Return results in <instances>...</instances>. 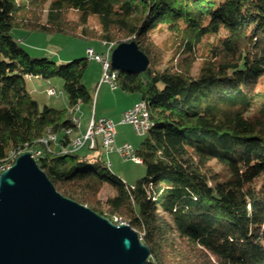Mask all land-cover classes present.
<instances>
[{
    "label": "trees",
    "instance_id": "16d2710c",
    "mask_svg": "<svg viewBox=\"0 0 264 264\" xmlns=\"http://www.w3.org/2000/svg\"><path fill=\"white\" fill-rule=\"evenodd\" d=\"M15 29L138 44L148 69L118 71L116 84L149 106L145 177L131 185L110 172L101 145L71 149L75 111L94 103L90 60L33 56ZM157 31L174 43L169 60ZM29 76L61 78L68 106L42 108ZM27 151L62 195L130 224L146 264H264V0H0V165Z\"/></svg>",
    "mask_w": 264,
    "mask_h": 264
},
{
    "label": "water",
    "instance_id": "95a60500",
    "mask_svg": "<svg viewBox=\"0 0 264 264\" xmlns=\"http://www.w3.org/2000/svg\"><path fill=\"white\" fill-rule=\"evenodd\" d=\"M111 65L141 73L150 59L126 41L114 48ZM150 253L130 224L62 195L32 152L1 174L0 264H146Z\"/></svg>",
    "mask_w": 264,
    "mask_h": 264
},
{
    "label": "rangeland",
    "instance_id": "374dc122",
    "mask_svg": "<svg viewBox=\"0 0 264 264\" xmlns=\"http://www.w3.org/2000/svg\"><path fill=\"white\" fill-rule=\"evenodd\" d=\"M43 19L44 20L46 19V15L44 16ZM77 19H78L77 14H75L74 12L68 14L67 17L68 21L78 24ZM90 22L92 29L96 30L98 28L96 19H91ZM13 35L17 39L18 43L21 46H23L31 55L36 57H47L58 63L65 64L74 59L87 58L88 57L87 49L89 47H93L95 51L99 54L106 52V46L100 42L89 44L83 39H77L66 34H60V33L48 34L46 32H41V31L28 32L25 29H15L13 31ZM152 36L158 45L169 48L168 54L166 53V55H164V58H162V60H169L170 57L172 58L173 57L172 53L174 51V43H172L171 41L170 34L167 31L165 32L157 31L154 32ZM128 39L129 38L126 39L122 38L123 42L128 41ZM197 68H198V63L195 65V69H194L195 72L197 71ZM102 77H103V69L101 64L96 60H90V65L85 73L83 83L87 86L89 92L93 95L94 103L92 105L81 104L80 110H84L90 113L96 109L95 107L97 105V97L95 98V94L99 87L98 85L99 81L102 80ZM63 84L64 82L61 78H54L51 79L50 81H44L43 79H39L36 77L27 78V86L29 90L32 92L34 98L39 101L42 108L44 107V105H49L51 107L58 109H63L68 106V100L63 89ZM109 84L110 83L104 84L102 89L100 90L101 96L99 98L98 105H99V112L113 114L114 113L113 104L116 102H117L116 104H118L120 102L119 106H121L124 101L119 100L116 102L115 101L110 102L109 104L108 99L102 97L103 94L107 91L109 93H112L111 89H109L111 88ZM49 90H55L56 93L54 95H50ZM115 107H117V105ZM80 110L76 112L77 114L75 113V115L79 118L81 117ZM85 120L86 119L84 118L82 120V125L84 127L86 126ZM78 130L79 128L77 129V132L74 133L75 137L78 134H81L79 133L81 131ZM118 130H119L118 140H122V141L127 140L128 143H131L133 145L135 150H137L140 147L141 143L146 139L148 134L146 133V134L138 135L134 131L132 125H119ZM83 131L84 130L82 129V132ZM86 150L87 147L82 149V152L80 153L83 154V152H85ZM104 156L106 162L109 164L110 172L116 174L128 184L133 185L139 179L147 175V170L146 167L143 165V163H137L134 160H126L117 152H110L107 154L105 153ZM111 194H113V189H111L110 187H105L103 191L100 193L99 197L102 200H104L107 199V197H109ZM114 222L117 224L127 223L119 216H115Z\"/></svg>",
    "mask_w": 264,
    "mask_h": 264
},
{
    "label": "built area",
    "instance_id": "2783aa9c",
    "mask_svg": "<svg viewBox=\"0 0 264 264\" xmlns=\"http://www.w3.org/2000/svg\"><path fill=\"white\" fill-rule=\"evenodd\" d=\"M113 46H106V52L99 54L93 47L87 49V56L89 60H96L102 64L103 77L100 83H107V69H113L111 65V56L114 50ZM118 76V73H116ZM55 90H49L50 95H54ZM141 101L133 105L131 108L125 110L122 114L121 122L131 124L135 132L139 135L142 130L143 119L140 118ZM74 118H76L74 116ZM70 132V131H69ZM117 128L116 123L108 118L92 119L87 132L80 137L78 141H73L71 149L73 151H79L85 147L93 150L101 145L105 152H117L126 160H134L137 163H143V160L137 154V150L134 149L131 143L125 142L121 145L116 143ZM52 141L57 140L56 137H50ZM34 157L39 156L41 153H32ZM6 171V167H0L1 174Z\"/></svg>",
    "mask_w": 264,
    "mask_h": 264
},
{
    "label": "crops",
    "instance_id": "0c3cea01",
    "mask_svg": "<svg viewBox=\"0 0 264 264\" xmlns=\"http://www.w3.org/2000/svg\"><path fill=\"white\" fill-rule=\"evenodd\" d=\"M101 66H102V64H101ZM29 77H34V76H29ZM36 78H38V77H36ZM100 82H101V80L99 81V84H98L99 87H98L97 92L95 94V98L97 97V105L95 107L96 109L93 112H90L89 113L87 111L80 110V107H79L75 111V113H76L78 110H80L81 111V117H82V118L81 117L79 118V117H77L75 115L76 118H78L77 120H79L78 122H79V125H80L78 131H81V132H79L81 134H78L77 136H78V138H80L81 136H83L87 132V130H88L89 126H90V123H91L92 119L108 118V119L113 120L116 123V128H117L116 143H117V145H121L124 142H128V141L127 140L126 141L118 140V138H119L118 126L119 125H131V124H128V123H122L121 122L122 114H123V112L125 110L131 108L133 105H135L136 103H138V102H140L142 100H141V98L137 94L125 92L122 89H120L119 87H117V86L113 87V86H111L109 84V86L111 87L109 89H111L112 93H109L107 91V92H105L103 94L102 97L103 98H107L109 104H110V102H114V101L116 102V101H119V100L124 101V102L122 103L121 106H119V103L120 102L118 104H116L117 102L113 104L114 105L113 106V110H114L113 111L114 112L113 114H109V113H105V112H99L98 102H99V98L101 96V91L100 90L102 89V87H103L104 84H108V83H100ZM124 99H127V100H124ZM111 100H113V101H111ZM116 105H117V107H115ZM83 118L86 119L85 120V125H86L85 127L82 125ZM82 129L84 130L83 132H82ZM77 136L75 137L76 139H77ZM78 152H82V149L79 150ZM90 152H91L90 149L87 148V150L85 152H83V154H87V153H90ZM106 154H107V152H106Z\"/></svg>",
    "mask_w": 264,
    "mask_h": 264
},
{
    "label": "bare ground",
    "instance_id": "6f19581e",
    "mask_svg": "<svg viewBox=\"0 0 264 264\" xmlns=\"http://www.w3.org/2000/svg\"><path fill=\"white\" fill-rule=\"evenodd\" d=\"M113 45H114L113 43H109V44H106L105 46H113ZM116 73H118L117 70L107 69V77H108L107 82L110 83L113 87L117 86L116 85V79H117ZM140 118L143 119V121H144L142 124V130H140V135L146 134L149 132L151 125H152V122H151V118L149 115V106L145 101H141ZM77 119L78 118H74L73 121L79 128V122H78L79 120H77ZM50 137H56V135H50V136L46 137L45 139H43V141L46 144H49L51 141ZM79 139L80 138L74 139L73 141H78ZM13 156L14 155H12L11 158H13ZM0 167H6V170H7L10 166L9 165H7V166L6 165H0Z\"/></svg>",
    "mask_w": 264,
    "mask_h": 264
}]
</instances>
